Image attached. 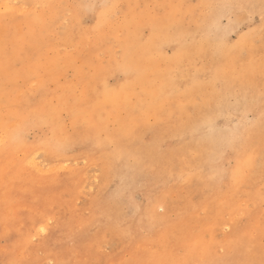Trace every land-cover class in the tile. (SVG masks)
Instances as JSON below:
<instances>
[{"label":"rangeland","instance_id":"1","mask_svg":"<svg viewBox=\"0 0 264 264\" xmlns=\"http://www.w3.org/2000/svg\"><path fill=\"white\" fill-rule=\"evenodd\" d=\"M1 4L0 264H264V0Z\"/></svg>","mask_w":264,"mask_h":264},{"label":"bare ground","instance_id":"2","mask_svg":"<svg viewBox=\"0 0 264 264\" xmlns=\"http://www.w3.org/2000/svg\"><path fill=\"white\" fill-rule=\"evenodd\" d=\"M3 9H6V5L5 4H1L0 5ZM21 42H19V44H20ZM19 44H18V46H17V49L16 50H19ZM5 52H6V48H3L2 47V49H0V56L2 57V59L4 60V61H6V60H8V59H10V58H8L7 56H8V54H7V56H5ZM19 53H21V51L19 52ZM23 54H25V52H22ZM16 55H17V51H16ZM20 56V55H19ZM17 57V56H16ZM100 88V87H99ZM95 91V90H94ZM97 92V91H96ZM109 93V92H108ZM9 136V143L10 144H13V142H14V140L16 139V138H18V136L16 135V133H12V134H10V135H8ZM4 141H5V138H0V146L4 143ZM34 150H32V149H30V153L29 154H31V157H32V159L29 161V165H31V167L32 168H34V169H37V171L38 172H40V171H42L41 169H40V164L39 163H37V153L39 152H33ZM33 153V154H32ZM40 153V152H39ZM28 154V155H29ZM46 154L48 155V156H50L52 159H57V160H59L60 162L62 161L64 164L66 163V161H65V158L64 157H66V156H64V152L63 151H61V150H58L57 152H55L54 153V156H51V154H50V152L49 151H46ZM66 155V154H65ZM64 156V157H63ZM67 160V159H66ZM57 164H59V163H57ZM55 165H56V163H55ZM65 169V168H64ZM254 175V174H253ZM44 231H45V228H43V227H40V229L38 230V232L39 233H41V234H43L44 233ZM42 243H46V240L44 239L43 241H42ZM43 245V244H42ZM17 262V261H16Z\"/></svg>","mask_w":264,"mask_h":264}]
</instances>
